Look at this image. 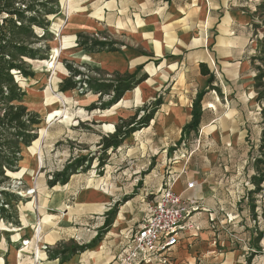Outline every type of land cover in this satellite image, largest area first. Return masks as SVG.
<instances>
[{"label":"rangeland","instance_id":"rangeland-1","mask_svg":"<svg viewBox=\"0 0 264 264\" xmlns=\"http://www.w3.org/2000/svg\"><path fill=\"white\" fill-rule=\"evenodd\" d=\"M43 1L47 2V0ZM105 1L73 0V8H70V0H51L48 7H53L55 13L45 15L50 23L45 38L33 44L41 48L49 45L46 58L26 59L29 70L33 72L32 75L24 76L16 73L19 85L26 93L23 103L29 110L38 112L41 118V122L36 124L39 136L28 147H36L42 138L37 151L39 157L36 168L23 170L20 161L26 157V153L25 145H22L19 170L12 174L7 172L8 177L0 183V190L6 189L13 194L8 198L9 204L6 205L8 214L0 212V242H4L11 253V245H14L16 250L22 251L17 257L22 264H42V256L45 255L49 259L58 256L61 261L75 255V263L77 261L84 264H89L90 258L92 262L95 259L102 260L104 256H108V261L112 260L118 253L124 251L133 231L146 218L149 202L154 196L153 191L149 193L148 190H154L159 185L162 175L168 170L173 172L175 178L184 171L186 181L193 179L194 175L198 176L199 185L194 189L197 198L208 192H215L221 196L223 200L221 204L227 212L230 213L232 209L237 211V208H240L251 218L249 199L246 198L244 202L238 199H242V195L247 194L251 186L245 184L249 183L247 167L251 165V160L257 153V147L253 152L251 151L252 144L258 142L261 132L260 127L264 120L261 113L263 106L256 100L258 90L255 85H253V93V90L248 89L245 78L232 77L234 85L229 86L230 84H227L221 76L219 63L215 58L210 59L208 64L216 75L220 76L226 88L220 93L212 89L213 85L208 83L210 90H207L209 94L206 102V117L201 119L199 131H194L190 135L183 134V128L188 121L182 127L181 136L180 126L177 124L168 132L167 137L152 131H137L121 146L106 150L102 145L104 138L113 135L118 125L122 124V120L128 119L137 112L140 116L144 114L143 109L147 103L142 101L143 89L140 90L137 86L131 88L121 98V103L114 108V104L110 107L107 105L112 97V91L102 93L88 90L86 86L69 89L77 91L78 97L71 95L68 96L70 101L66 99L65 92L68 90L62 91L61 83L71 76L68 64L81 70L86 77L116 78L119 74L136 72L137 78L149 76L151 80L155 79L158 72L170 60L165 61L162 57L156 58L155 55L151 57L136 39L120 37L107 31H96L86 26L82 27L83 24L63 31V37L87 52L92 51L78 45L79 34L104 42V46L96 45V48L103 46L104 49L100 52L112 51L109 48L124 42L126 46L132 48L128 54L133 52L134 56H128L123 50L125 57H129L130 66L126 70L122 69L124 67L120 63L123 61L118 60L115 54L107 55L111 58L108 66L77 62L68 57L61 58L56 67L61 78L56 80V89H54L53 72H49L45 61L51 59L52 41L59 37L57 25L69 23L72 26V21L78 16L76 11L85 10L90 6L102 11V4ZM190 1H192L191 5L193 4L188 12L193 18L190 27L196 37L191 44L196 45L191 52H188L189 59L181 63V70L196 79L197 76L192 72L197 64L196 60L203 57L201 45H197L201 43V39L197 35L203 29L199 22L201 17L197 15L199 1ZM263 2L264 0H253V3L241 8L229 6L226 9L227 15L233 14L235 10H242L244 15L251 16L250 23L246 28H240V31L257 35L254 38L256 40L254 54H259L258 49L262 47L264 41ZM94 14L99 15L95 11ZM143 22L144 20H139L138 25ZM74 28H78V31L75 32ZM206 29L207 27L204 26L205 31ZM35 32L39 36L45 33L41 27H35ZM80 78L81 76L75 77L76 80ZM20 81L24 82L23 85ZM214 83L220 84L221 81L216 79ZM150 86H144V89ZM33 89L37 91L33 92ZM202 91L198 90L195 98ZM86 94L88 97L84 99L83 96ZM95 94L97 95L94 96ZM50 105L54 106L52 111L49 109ZM203 106L204 103L201 102L202 111ZM68 111L73 115L71 120L65 116ZM212 117H222V119L218 124L203 126L204 121ZM85 157L86 163L69 176L68 182L62 181L65 175L56 182V175L63 174L66 166L75 165L77 160ZM28 172H33V175L29 176ZM207 173L210 178L208 185L202 183L201 178ZM175 183L174 187L180 185V181L177 186ZM91 194L98 199L104 195V201L101 203L90 200ZM2 198L6 200L5 197ZM31 202L39 217L38 222L28 221V216H32L29 210ZM258 204L263 205L261 202ZM258 210L263 211L264 206H260ZM46 216L50 218L42 226L41 221ZM107 218L111 219L109 225ZM101 230L105 231H102L103 234L100 236ZM230 231L234 232V230ZM191 237L187 236L184 242L182 241L172 251L171 263L156 259L149 264L154 262L180 264L182 257H189L192 249L196 254L194 257L197 258L191 257L187 259L188 262L200 258L203 260L202 264H224L220 256L213 251L216 246L211 245L212 240L206 243L201 237L190 239ZM96 239L98 241H94ZM27 240L30 242L25 245ZM196 244L198 247H195ZM9 251H6L4 256L0 252L2 264H8ZM42 253L46 254L42 255ZM96 262L103 263V261Z\"/></svg>","mask_w":264,"mask_h":264},{"label":"crops","instance_id":"crops-1","mask_svg":"<svg viewBox=\"0 0 264 264\" xmlns=\"http://www.w3.org/2000/svg\"><path fill=\"white\" fill-rule=\"evenodd\" d=\"M198 1L199 12L197 15L199 18L201 17L199 22L203 31L197 35L199 39H201V43L197 45H201V54L203 57L196 60L197 64L194 66V70L192 72V74L197 76L196 79L190 77L188 72L181 70V63L186 59H189L188 52H191V49L196 45L191 44V41L196 39V37L191 32L190 27L193 18L188 14V12H190V7L193 6V4L191 5L192 1L106 0L104 3L102 2V11H100V9L96 10L97 7L95 8L94 6H90V8H86L87 10L82 9L75 12L78 16L72 21V28L75 26L77 27L78 24H83L84 26L82 27L86 26L96 31H107L109 33L117 34L120 37L136 39L138 44L142 45L151 57L155 55L156 58L162 57L165 61L170 60L169 63H167L164 68L158 72L155 79L151 80L150 77L147 76L144 81L137 85V88L140 90L143 89V93H141L142 101H146L147 103L144 108H151L157 97L161 96L163 99V103L156 109L154 117L151 119L149 125L138 130L139 132L146 130L166 136L168 132L172 131V128L177 124L180 126L179 135L181 136L183 125L188 121L190 122L192 119V103L196 95L195 93L198 90H210L208 87L210 74L202 73V62L205 63L206 67L215 74V80L220 79V84H213L218 87L216 90L222 93L223 88H226L220 76H217L214 70L209 66L208 61L210 59L215 58L219 63L221 71L220 74L225 79V82L230 84L229 86L234 85L232 77H243L247 81L246 85L248 89L250 91L253 90L254 93V76L258 71L257 66L261 64V61L257 58L254 59V56L262 55L260 51L261 48L258 49L259 54H254L253 52L256 50V44H254L256 40L254 38H256L257 35L253 33L245 34L240 31V28H246V26L250 23L251 16L248 14L244 15L242 10H235L234 13L230 15L226 14V9L229 6L241 8L245 5L253 3V0ZM204 2L208 3V12L205 17L201 16V6ZM94 11L99 15L94 14ZM139 20H144V22L138 25ZM204 26L207 27V31L204 30ZM77 29L78 28H74V31H78ZM122 43L124 45H121L119 50L101 52L115 54L118 60L123 61L120 63V65L124 67L122 69L126 70L130 66V64H128L129 57L126 58L122 52L124 50V52L131 57L134 56V53L132 52L128 54L132 48L126 46L124 42ZM166 45L171 47L170 51L166 49ZM91 53L101 54L100 51H92ZM257 61H260V63ZM135 64H137V61ZM131 68H133V65ZM143 82H148L151 86L145 87L144 89V87L141 86ZM128 91H126V93H128ZM144 91L150 92L146 95ZM208 91L202 99V103H204L202 120L206 117V102L208 99L207 95L209 94ZM96 95L97 94L94 96ZM83 97L86 99L85 97H88V94ZM257 102L260 103L259 101ZM119 103H121V100L115 103L113 108L114 106L116 107V105H119ZM222 117H212L206 119L203 126L209 127L214 123L218 124L220 123ZM262 129L263 127H260L261 132L259 133V138L262 135ZM229 133L230 132H228V134ZM250 167L251 165L247 167V170H249L247 174L248 180L249 176L254 171L253 169L250 170ZM183 173L184 171L180 172L178 177L175 178L173 172L168 170L165 175H162L159 185H157L154 190H148L149 193H152L153 191L154 194L152 200L149 202L150 204L155 199L156 194L161 187L171 184L173 190L178 193H184V195L189 198V203L191 204L190 201H192L198 207L192 212L191 217L188 220L190 223V229L182 233L181 242H184L187 236H192L190 239H194V237H201V240L206 243L208 240H212L211 245L216 246L213 251L220 256V259L224 264H247L251 256V264H264V210L261 212L258 210L260 206L264 205L258 204L260 203L258 200L256 215H253L249 209L251 218L247 216L244 210H240V208H237V211L232 209V213H229L221 204L223 200L219 194L215 192H208L200 198H197L194 194L195 188L186 189L187 183L190 180L186 181V177ZM208 175L209 174L207 173V175H203V177H201L202 183L207 184V182H210ZM193 177L194 178L191 180H195L197 188L199 185L197 179L199 177L196 175ZM177 178L180 181V185L174 187L173 184L176 182ZM245 184L248 186L251 185L248 182ZM208 187L210 188V186ZM244 189H246V187H244ZM245 196L246 194L242 195V199H238V201L244 202L246 200ZM231 216L233 218H231ZM230 230H234V232L232 233ZM259 233H262L263 236L260 240H257L256 238ZM189 243L191 244V242ZM11 247L15 248L14 245H11ZM195 247H198V245L196 244ZM175 248H173V250ZM6 251H9V249L6 247L4 242H0V252L3 256L6 254ZM172 251L168 254L170 260H172ZM190 252L192 253L189 257H182L183 260L180 264H202L203 260H200V258H198L199 260H190V262H188L189 258L196 256L193 249L190 250ZM44 254L42 253V255ZM119 254L120 253H118L116 257L119 256ZM76 255L78 256V254ZM10 256L11 250L9 251L7 257L8 264H11ZM74 256L75 255H71L67 259H63L61 261L58 256L54 259H49L45 255L42 256V264H68ZM116 257L108 261V256H104L102 260L95 259L94 262H92L90 258L88 263L97 264L96 261H103L102 264H118ZM195 258L197 257H194V259ZM18 261L19 264H22L20 259H18ZM2 263L3 260L0 257V264ZM75 264L84 263L76 261ZM152 264L163 263L154 262Z\"/></svg>","mask_w":264,"mask_h":264},{"label":"trees","instance_id":"trees-1","mask_svg":"<svg viewBox=\"0 0 264 264\" xmlns=\"http://www.w3.org/2000/svg\"><path fill=\"white\" fill-rule=\"evenodd\" d=\"M51 0L44 2L43 0H0V183L7 178V172L19 170V161L22 158V145H31L38 138L36 124L41 122L39 113L29 110L27 105L23 103L25 91L19 85L13 70L18 73L29 76L33 72L29 70L27 60L45 59L49 45L46 47H35L37 43L45 38L49 28V21L45 15L55 13L53 7H48ZM264 6V2L262 3ZM42 15V18H41ZM35 27L44 29V35H38ZM78 45L90 51H100L105 44L104 42L92 40L84 34H79ZM96 45H103L96 48ZM120 43L109 48L110 50H119ZM260 56H254L259 59L261 64L257 66V73L254 76L255 86L258 89L256 100L262 104L261 113L264 117V41L262 43ZM27 59V60H26ZM201 71L203 74H210L208 83L213 85L215 74L206 67L205 63H201ZM71 76L67 77L61 83V90L66 91L81 86L88 87V90L97 92H110L112 97L108 102V106H112L121 100L126 91L136 87L147 77L137 78V73L118 75L116 78L106 77H86L78 68L68 64ZM76 76H81L76 80ZM213 89L218 87L213 85ZM207 90L200 92L192 104V119L183 128V134H190L193 131H199L202 108L201 102ZM163 103L162 97H157L151 108H144V114L132 115L126 120H122V124L118 125L116 132L104 138L103 147L108 150L110 148L119 147L134 132L148 126L154 117L156 109ZM262 135L258 142L252 144V151L257 147V153L251 160V167L254 170L249 176V183L252 185L247 190L246 198L249 199V209L253 215H256L257 201L264 205V120L262 122ZM87 158L77 160L75 165L66 166L63 174H57V181L65 175L63 183L68 182L69 176L75 173L76 169L83 166ZM71 170V171H69ZM55 182V183H56ZM13 194L6 189L0 190V212L8 214L6 205L9 204L8 198ZM2 197H5L6 200ZM116 209L114 208V213ZM108 225L111 219L107 218ZM106 222V223H107ZM106 229V228H105ZM101 230L100 236L103 234ZM263 234L259 233L257 240L262 238ZM94 241H98L97 239ZM84 249V248H83ZM249 258L247 264H251Z\"/></svg>","mask_w":264,"mask_h":264},{"label":"built area","instance_id":"built-area-1","mask_svg":"<svg viewBox=\"0 0 264 264\" xmlns=\"http://www.w3.org/2000/svg\"><path fill=\"white\" fill-rule=\"evenodd\" d=\"M14 75L18 73L13 70ZM196 188L195 180L186 189ZM184 193L173 190L168 184L161 187L149 204L147 217L133 231L126 248L117 257L118 264H145L158 259L171 263L168 254L182 240V233L190 229L188 222L198 207ZM29 240L25 245L29 244Z\"/></svg>","mask_w":264,"mask_h":264},{"label":"bare ground","instance_id":"bare-ground-1","mask_svg":"<svg viewBox=\"0 0 264 264\" xmlns=\"http://www.w3.org/2000/svg\"><path fill=\"white\" fill-rule=\"evenodd\" d=\"M73 5H74L73 0H70V8H73ZM207 12H208V3L204 2L201 6V16L205 17ZM71 17H73V15ZM57 27H58V31H59V37L57 36L58 38H56L55 40L52 41V44H53L52 55H51L52 57L50 60L45 61L46 66L49 68V72H53L52 84L54 85V89H56V86H55L56 80L61 78L60 73L56 69L57 65L59 64V60L61 58L68 57V58H71L77 62H83V63L85 62V63H89L92 65H107L108 66L110 64L111 58L109 56H107L108 55L107 53L100 52L101 54H91L90 52L85 51L83 48L73 45V43L69 39L62 36L63 31H68L72 27L71 24L67 23L66 25H63L62 23H60L57 25ZM166 49L168 51H170L171 47L169 45H166ZM20 83H21V85H23L24 82L20 81ZM141 86L142 87L149 86V84H148V82H143ZM32 91L34 92L37 90L33 89ZM76 92L77 91H75V90L66 91L65 92L66 99L68 101H70L68 96H71V95H76V97H78ZM149 92H145V94L147 95ZM152 94H153V92H152ZM49 109L52 111L54 109V106L50 105ZM65 116L68 120H71L73 117V115L69 111L65 113ZM41 139L42 138H40L39 143L36 147L24 146L26 157L20 161V165L23 166L24 171L30 167H32L34 169L36 168V164H38V157H39L37 155V151L39 149ZM9 173L12 174V172H9ZM28 175L32 176L33 172H28ZM175 185L176 186L179 185V181H177L175 183ZM104 198H105L104 195H102L99 199L94 194L90 195V200H92L94 202H101L102 203L104 201ZM29 210L32 213V216H28V221L29 222H31V221L38 222L39 217L37 216L36 210L33 207V202H31ZM49 218H50V216H46L44 218V220L41 221V225L43 226V223H46L49 220ZM21 252L22 251H20V250L18 251L15 248H12L11 264H19L17 257L19 255V253H21ZM75 260H76V256L71 261H69L68 264H75ZM145 264H149V262H147Z\"/></svg>","mask_w":264,"mask_h":264}]
</instances>
